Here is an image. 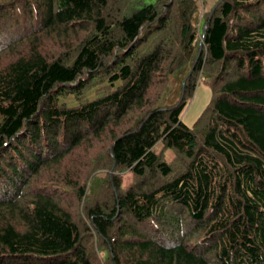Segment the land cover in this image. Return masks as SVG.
<instances>
[{
    "label": "trees",
    "instance_id": "trees-1",
    "mask_svg": "<svg viewBox=\"0 0 264 264\" xmlns=\"http://www.w3.org/2000/svg\"><path fill=\"white\" fill-rule=\"evenodd\" d=\"M72 31L88 35L71 53L47 50ZM200 83L213 97L191 127ZM90 136L105 156L74 160ZM73 160L56 187L83 196L80 174L102 170L87 192L114 189L88 212L111 264H264V0H0V264H97L60 189L40 188ZM126 169L169 179L125 191Z\"/></svg>",
    "mask_w": 264,
    "mask_h": 264
},
{
    "label": "rangeland",
    "instance_id": "rangeland-1",
    "mask_svg": "<svg viewBox=\"0 0 264 264\" xmlns=\"http://www.w3.org/2000/svg\"><path fill=\"white\" fill-rule=\"evenodd\" d=\"M150 1H155V0H150ZM218 0H197L198 4L200 5L202 9V13L205 14L208 11H211L212 8L217 4ZM125 2V3H124ZM122 6L125 8L126 6H130V0H122ZM205 16V15H204ZM204 26V20H202V27ZM60 34H58L59 36ZM88 34L86 31L83 32H69L67 36V40L63 41V37L59 36V39L56 37V33L54 34L51 33V35H47L49 37V41L47 44V50L50 51L55 47L57 42L62 44L64 46V50L66 53H71L75 47L83 40ZM46 34L41 36L42 39ZM201 38V37H200ZM72 40L70 42V46L67 45V41ZM51 47V49H50ZM62 49V48H61ZM72 55V54H71ZM213 97V90L210 86L205 85L203 83L198 84L197 89L192 97V99L189 101L188 105L186 106L183 114H182V119L183 121L188 124L189 126L193 127L198 120V118L201 116V114L205 111L206 107L210 103L211 99ZM67 100L74 101L70 95L66 98ZM90 136V142L89 144H86V146H83L82 150H79L80 154H75L74 155V160L75 157H82L84 160L86 157L90 156H98V158H102L105 156L107 147L104 146L102 142L99 140L102 139H97V137H92ZM94 145L96 146V149L94 150H89L91 149V146ZM156 151L161 155V158L165 161H167L169 164L172 165L174 173L172 176L176 175L175 172H180V169L182 170L183 165L180 164L179 157L176 156L175 151L171 148H167L164 144L163 141L157 144L155 147ZM89 153L91 155H89ZM87 159V158H86ZM72 161L69 164L68 169L67 166H60L58 167L57 165H52L50 166L51 169L44 171L42 176H38L41 180H43L42 186L40 188L47 189V186L50 189H55L57 183L64 177V175H73L74 177H77L79 174V170H81L82 165L80 164L81 160H79V163H76L75 161ZM87 169V168H86ZM105 170H108L106 180H109V173H112L109 168H103ZM86 170L81 176L80 179V185L85 184L87 185L85 194L83 196L78 197L76 194V188L73 185L70 184H64L56 187V189H60V191H57L61 195H63V204L66 206V208L71 211L77 221V223L81 226V228L84 230V240L83 242L87 246L88 250L90 253L92 252L93 257L95 258L97 264H111L110 260V254L107 249L108 242L105 241L103 238L100 237L98 232L91 227L89 220H88V215L91 206L95 204H103L105 208H109V204L111 203V197L114 195V189L111 187V185L103 186L102 189L99 192H87V189L89 186H92V183L96 181V176L98 174V178L102 176L101 173H103L102 170L97 171V173L92 174L90 171L88 172ZM81 173V172H80ZM152 175L147 176L145 179H142L140 177H137L130 169H126L125 171L122 172V188L123 190H127L130 188L135 189H145V188H152V187H157L159 183L167 181L169 178L167 176L160 175L159 173H155L154 177H151ZM76 181V180H73ZM101 182V181H100ZM146 183V184H145ZM151 184V186H149ZM35 185L33 184L32 180V187ZM74 187V188H73ZM68 189V190H67ZM31 190V189H30ZM78 191V190H77ZM87 195V196H86ZM170 209L167 208V213L169 214L171 211ZM126 220V218H123ZM131 224H134L131 222ZM135 226V224H134ZM133 228V227H132ZM135 229H137V232H142L145 234L144 236H148V234L145 232L147 230L146 227L142 226H135ZM89 231V232H87ZM112 236H115L117 238V235L114 233ZM197 237V236H196Z\"/></svg>",
    "mask_w": 264,
    "mask_h": 264
}]
</instances>
